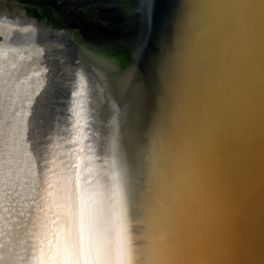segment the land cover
Wrapping results in <instances>:
<instances>
[{"label":"water","instance_id":"95a60500","mask_svg":"<svg viewBox=\"0 0 264 264\" xmlns=\"http://www.w3.org/2000/svg\"><path fill=\"white\" fill-rule=\"evenodd\" d=\"M12 1L41 7L45 36L94 73L178 70L182 83L206 91L205 109H93L89 99L62 95L37 100L32 110L36 124H56L52 132L67 147L113 156L116 167L132 162L131 174L136 168L149 189L161 185L169 200L191 191L223 255L232 264H264V69L253 84L257 45L232 62L230 0H63L73 19L55 16L51 6L61 8L53 0ZM86 2L95 7L77 9ZM153 114L164 124H149Z\"/></svg>","mask_w":264,"mask_h":264},{"label":"bare ground","instance_id":"6f19581e","mask_svg":"<svg viewBox=\"0 0 264 264\" xmlns=\"http://www.w3.org/2000/svg\"><path fill=\"white\" fill-rule=\"evenodd\" d=\"M85 4L77 9L95 7L92 2ZM229 5L234 19L232 62L244 58L248 47L250 57L257 45V53L251 57L255 60L251 78L256 84L264 69V0H230ZM42 10L0 0V245H7L13 258H27L32 264L33 246L40 238L39 218L44 215L42 209L47 210L39 199L42 179L56 181L75 170L87 177L101 200L112 177L119 179L130 240L145 264H232L229 254L221 252L191 191L169 200L172 196L162 194L161 185L149 189L136 168L131 174L132 162L116 167L113 156L98 159L100 154L95 151L81 153L80 148L67 147L68 140L52 132L56 124L47 118L36 124L32 110L39 108L37 100L62 95L73 98V92L75 97L93 101V109H205L206 91L182 83L186 78L178 70L168 75L151 70L142 76L94 73L77 59L73 49L57 37L45 36L46 26L39 19ZM230 28L223 23L224 32ZM29 115L33 121H28ZM146 120L152 125L165 122L157 114ZM195 126L192 123V129ZM38 130L40 137H36ZM31 147H40V154ZM131 151L136 156L139 150ZM57 211L53 207L48 218L55 219Z\"/></svg>","mask_w":264,"mask_h":264},{"label":"snow or ice","instance_id":"6c2138e0","mask_svg":"<svg viewBox=\"0 0 264 264\" xmlns=\"http://www.w3.org/2000/svg\"><path fill=\"white\" fill-rule=\"evenodd\" d=\"M123 195L115 176L102 200L90 188L87 177L75 170L56 181L43 178L39 199L47 210L42 209L44 215L39 218L40 238L33 246L32 264H145L130 240ZM53 207L58 211L55 219H49ZM0 248L4 249L0 264H29L27 258H13L7 245Z\"/></svg>","mask_w":264,"mask_h":264},{"label":"rangeland","instance_id":"374dc122","mask_svg":"<svg viewBox=\"0 0 264 264\" xmlns=\"http://www.w3.org/2000/svg\"><path fill=\"white\" fill-rule=\"evenodd\" d=\"M50 1H52V0H50ZM62 1L63 0H55V1L53 0V3L57 7L61 8L60 10H57L56 8H54L53 6H51V9H53V14L55 16H57V17L59 16V17H63V18H66V19H68V18L73 19L74 15H75V14H73L74 10H69L67 8L68 5H64ZM64 1H69V0H64Z\"/></svg>","mask_w":264,"mask_h":264},{"label":"flooded vegetation","instance_id":"af4514ba","mask_svg":"<svg viewBox=\"0 0 264 264\" xmlns=\"http://www.w3.org/2000/svg\"><path fill=\"white\" fill-rule=\"evenodd\" d=\"M6 1H8V0H6Z\"/></svg>","mask_w":264,"mask_h":264}]
</instances>
